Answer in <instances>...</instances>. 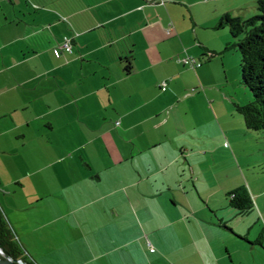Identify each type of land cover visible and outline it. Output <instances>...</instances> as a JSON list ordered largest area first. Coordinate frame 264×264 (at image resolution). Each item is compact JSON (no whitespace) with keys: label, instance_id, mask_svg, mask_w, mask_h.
<instances>
[{"label":"crops","instance_id":"crops-1","mask_svg":"<svg viewBox=\"0 0 264 264\" xmlns=\"http://www.w3.org/2000/svg\"><path fill=\"white\" fill-rule=\"evenodd\" d=\"M224 14L219 0H0V210L29 261L158 264L157 231L208 236L212 218L169 205L191 185L210 199L193 156L245 135L218 71ZM200 45L222 53L203 65Z\"/></svg>","mask_w":264,"mask_h":264},{"label":"rangeland","instance_id":"rangeland-1","mask_svg":"<svg viewBox=\"0 0 264 264\" xmlns=\"http://www.w3.org/2000/svg\"><path fill=\"white\" fill-rule=\"evenodd\" d=\"M219 1L229 9L230 18L238 14L243 18L257 14L255 0ZM225 30L229 37L228 29ZM225 55L230 63H220L218 71L221 79L227 77L226 89L231 90L230 95L236 97L239 104L251 100L249 90L241 82L238 53L230 50ZM220 58L222 60V56ZM238 117L244 123L243 116L238 113ZM245 129V135L239 134L235 151L227 147L228 151L218 149L193 156L197 173L195 177L193 174L194 180L198 179L201 192L214 195L208 200L206 195L200 198L191 185L193 197L189 202L183 198L184 203L169 206L176 214L190 212L201 219L202 216L206 220L212 218L213 221H206L207 226L202 224L211 232L206 237L199 224L192 222L190 234L175 223L149 238L145 236V241L146 238L151 241L154 249L151 252L157 251L158 264H221L220 257L223 264H264V146L260 138L263 134L260 130ZM238 187L247 189L254 204L246 214H237L228 205V192Z\"/></svg>","mask_w":264,"mask_h":264},{"label":"trees","instance_id":"trees-1","mask_svg":"<svg viewBox=\"0 0 264 264\" xmlns=\"http://www.w3.org/2000/svg\"><path fill=\"white\" fill-rule=\"evenodd\" d=\"M255 2L256 15L249 18L241 16L230 18L228 14H224L218 20L216 27L228 29L230 41L226 44L224 51L231 50L238 53L241 82L251 94V100L245 104H235V110L243 116L247 129L262 132L263 136L260 138L264 146V0H255ZM168 26L171 28V24ZM199 47L202 51L200 57L204 62H209L222 53L214 52L202 45ZM131 59L130 55L124 59L127 72L131 69ZM196 62L199 65L192 64V68L201 65L200 61ZM228 205L235 209L237 214H246L254 208L252 198L244 187H238L228 192ZM0 247L16 259H21L24 264H33L18 247L14 234L1 210Z\"/></svg>","mask_w":264,"mask_h":264},{"label":"built area","instance_id":"built-area-1","mask_svg":"<svg viewBox=\"0 0 264 264\" xmlns=\"http://www.w3.org/2000/svg\"><path fill=\"white\" fill-rule=\"evenodd\" d=\"M170 31V28H168L167 29V32H169ZM62 50H64V51H66V52H69V53H71L72 52V47H71V39H69V38H65L64 39V41H63V43L60 45V46H58L57 48H55L54 49V54H55V56H59V54H60V52L62 51ZM183 61L185 62V63H187V62H191V65L193 64H195V65H199V63H197L196 62V60L195 59H189V58H185V59H183ZM161 88H162V90H165L166 89V82H162L161 83ZM116 124L118 125V122H116ZM148 246H149V250L150 251H153L154 249H153V247H152V245L148 242ZM21 260V259H20ZM22 261V260H21ZM22 263H23V261H22ZM24 264V263H23Z\"/></svg>","mask_w":264,"mask_h":264},{"label":"water","instance_id":"water-1","mask_svg":"<svg viewBox=\"0 0 264 264\" xmlns=\"http://www.w3.org/2000/svg\"><path fill=\"white\" fill-rule=\"evenodd\" d=\"M0 264H23L20 259H16L9 252L0 247Z\"/></svg>","mask_w":264,"mask_h":264}]
</instances>
